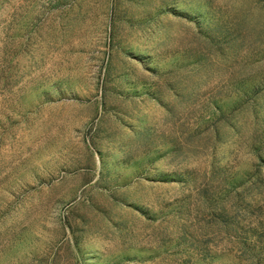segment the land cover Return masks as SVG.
<instances>
[{"label": "rangeland", "instance_id": "374dc122", "mask_svg": "<svg viewBox=\"0 0 264 264\" xmlns=\"http://www.w3.org/2000/svg\"><path fill=\"white\" fill-rule=\"evenodd\" d=\"M0 264H264V0H0Z\"/></svg>", "mask_w": 264, "mask_h": 264}]
</instances>
